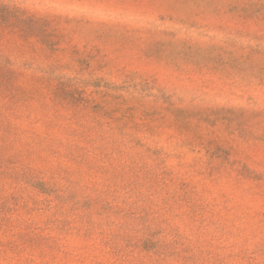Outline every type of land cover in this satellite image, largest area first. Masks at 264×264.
<instances>
[{
  "label": "rangeland",
  "instance_id": "rangeland-1",
  "mask_svg": "<svg viewBox=\"0 0 264 264\" xmlns=\"http://www.w3.org/2000/svg\"><path fill=\"white\" fill-rule=\"evenodd\" d=\"M0 264H264V0H0Z\"/></svg>",
  "mask_w": 264,
  "mask_h": 264
}]
</instances>
